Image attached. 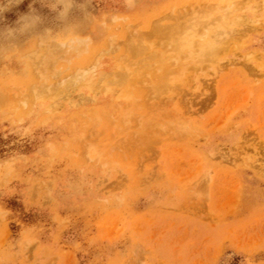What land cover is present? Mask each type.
Instances as JSON below:
<instances>
[{
	"label": "rangeland",
	"instance_id": "rangeland-1",
	"mask_svg": "<svg viewBox=\"0 0 264 264\" xmlns=\"http://www.w3.org/2000/svg\"><path fill=\"white\" fill-rule=\"evenodd\" d=\"M0 264H264V0H0Z\"/></svg>",
	"mask_w": 264,
	"mask_h": 264
},
{
	"label": "bare ground",
	"instance_id": "bare-ground-1",
	"mask_svg": "<svg viewBox=\"0 0 264 264\" xmlns=\"http://www.w3.org/2000/svg\"><path fill=\"white\" fill-rule=\"evenodd\" d=\"M232 4V3H231ZM233 5V4H232ZM227 11V10H226ZM222 14H223V12H222ZM225 14V13H224ZM227 15V14H226ZM226 15H225V17H226ZM223 16V15H222ZM221 16V17H222ZM224 18V17H223ZM220 20V19H219ZM221 24H223V23H221ZM188 26H190V24H188ZM189 28V27H188ZM194 30V29H193ZM182 31V30H181ZM190 31V30H189ZM183 32H184V30H183ZM182 32V33H183ZM185 32H186V30H185ZM191 32V31H190ZM190 32H189V34H186V36L185 37H183V36H181L182 34H181V32L179 33V34H181V35H179L180 37H177V38H180V39H176L175 41L176 42H178L179 43V49L180 50H182V49H187V50H189L190 52L191 51H193V50H195V49H193L192 50V47H194L193 45H195L196 46V44L194 43L195 42V40L194 41H192V39H191V37L192 36H190ZM193 32H195V31H193ZM192 33V32H191ZM193 35H194V33H193ZM200 35V34H199ZM196 36V35H195ZM183 37V38H182ZM197 37V36H196ZM200 37V36H199ZM181 38H182V40H181ZM180 40V41H179ZM202 40V39H201ZM200 40V41H201ZM71 41L72 42H70V43H65V42H62L60 45H62L63 47L64 46H66V48H65V52H66V54H68V53H70V54H72V53H80V52H82L83 50H85V48H86V40L84 39V38H82V37H80V38H76V39H71ZM197 43V42H196ZM203 43V42H202ZM177 44V43H176ZM205 44V43H204ZM204 44H202V45H204ZM201 45V46H202ZM176 46V45H175ZM175 46H174V48H175ZM214 45H212V46H209L210 47V52L209 53H213L214 52V50H213V47ZM176 47H178V45L176 46ZM197 47V46H196ZM202 49L199 51V53H198V57H202L204 54H205V49L203 48V46L201 47ZM173 49V48H172ZM176 49V48H175ZM178 49V48H177ZM215 49V48H214ZM216 50V49H215ZM173 51V50H172ZM178 51V50H177ZM171 52V51H170ZM195 52V51H194ZM196 52H198V50L196 51ZM195 52V53H196ZM176 52H172V54H175ZM172 54H170V55H172ZM181 54L182 53H179V55L181 56ZM184 55H188L186 52H184L183 53ZM176 55V54H175ZM194 55V54H193ZM192 55V56H193ZM209 55V54H208ZM172 56H174V55H172ZM171 56V57H172ZM179 56V57H180ZM170 56H165V57H163V59H160V60H158V66H159V68H158V71L159 70H161L162 68H164V67H167V66H169V64H170V62H169V58ZM174 57H177V56H174ZM181 57H183V56H181ZM187 58L189 57V56H186ZM186 57H184V58H186ZM190 58V57H189ZM199 58V59H200ZM148 59V58H147ZM180 59H182V58H180ZM203 59V58H202ZM189 60V59H188ZM172 61H175V59H173ZM177 61L179 62L180 60H179V58L177 57ZM177 61H175V62H177ZM199 61V60H198ZM174 62V63H175ZM176 65V64H175ZM182 66V65H181ZM178 69H179V67H178ZM175 70V69H174ZM180 71V70H179ZM182 71V70H181ZM124 78V77H123ZM174 80V79H173ZM169 89V88H168ZM123 97L124 98H128V97H130V95L129 94H126V93H124L123 94ZM7 99V98H6ZM6 102V101H5Z\"/></svg>",
	"mask_w": 264,
	"mask_h": 264
},
{
	"label": "clouds",
	"instance_id": "clouds-1",
	"mask_svg": "<svg viewBox=\"0 0 264 264\" xmlns=\"http://www.w3.org/2000/svg\"><path fill=\"white\" fill-rule=\"evenodd\" d=\"M35 241H33V243H34ZM31 246V244H28V247H30Z\"/></svg>",
	"mask_w": 264,
	"mask_h": 264
}]
</instances>
